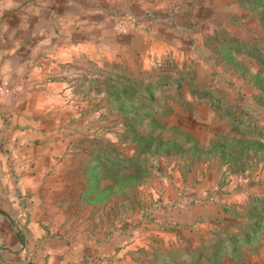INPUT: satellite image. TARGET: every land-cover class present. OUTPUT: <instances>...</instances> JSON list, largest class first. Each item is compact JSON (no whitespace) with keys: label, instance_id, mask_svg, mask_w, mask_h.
Returning a JSON list of instances; mask_svg holds the SVG:
<instances>
[{"label":"rangeland","instance_id":"1","mask_svg":"<svg viewBox=\"0 0 264 264\" xmlns=\"http://www.w3.org/2000/svg\"><path fill=\"white\" fill-rule=\"evenodd\" d=\"M221 3L230 17L197 31L201 41L183 58L181 45L171 57L128 53L92 70L84 64L64 93L63 140L40 171L38 194L47 204L77 195L67 198L74 210L65 229H84L86 220L96 233L106 227L125 264H155L145 250L152 247L162 255L195 248L178 264H264V230L243 237L264 218L255 208L264 204V0ZM113 19L120 39L134 19ZM167 78L171 85L150 84ZM131 152L142 166L111 160ZM42 220L55 231V215ZM215 235L224 242L212 257Z\"/></svg>","mask_w":264,"mask_h":264},{"label":"crops","instance_id":"2","mask_svg":"<svg viewBox=\"0 0 264 264\" xmlns=\"http://www.w3.org/2000/svg\"><path fill=\"white\" fill-rule=\"evenodd\" d=\"M226 9L221 0H0V264H110L114 256L126 263L106 227L96 233L86 220L84 229H65L74 210L67 198L77 195L47 204L38 194L40 171L50 169L63 140L64 93L84 64L92 70L128 53L163 58L181 45L183 58L201 41L197 31L230 17ZM115 13L135 21L120 39L112 32ZM52 215L54 232L42 220ZM84 249L92 256L81 257Z\"/></svg>","mask_w":264,"mask_h":264},{"label":"trees","instance_id":"3","mask_svg":"<svg viewBox=\"0 0 264 264\" xmlns=\"http://www.w3.org/2000/svg\"><path fill=\"white\" fill-rule=\"evenodd\" d=\"M172 83H173L172 80L167 78V79H158L157 81L150 83V84H152V86H154V88H160L164 85H171ZM177 86L178 85H176L175 87H177ZM201 92H204V90H202ZM148 98H151V95H149ZM220 105H222V103L218 102L217 106H220ZM141 148L142 147H140V145L134 146V149L136 152L140 151ZM132 153L133 152L129 153L128 157H126V158L119 159V158L112 157L111 160L113 162H116L117 164H121L123 167H130V166H135V165L137 167L142 166L143 161L138 159L136 154H134V153L132 154ZM255 208H257L256 211L258 213L264 212V204L256 205ZM261 230H264V218H260V220L257 219L256 221H253L252 223H250L249 229L243 233L244 240H247L249 236H251L255 232L261 231ZM245 235H247V236L245 237ZM213 237L214 238L210 241V243H212L214 246H211L210 252L212 253L211 254L212 257H214V256L216 257V254L218 251V245L222 244L224 241H222L218 237V235H215ZM227 242H229V241L227 240ZM231 242L232 243H230V242L229 243L232 245L235 244V242L233 240H231ZM201 244H203V242H201ZM188 249H195V248L188 247ZM187 250L176 249V250H171V252H173V253L170 255H162V253H161L162 250L158 249L157 247H152L150 250V254H151L155 264H177L178 258L183 259V261L188 259L187 255H186ZM157 262H160V263H157ZM185 262H187V261H185ZM188 263H193V262H188Z\"/></svg>","mask_w":264,"mask_h":264}]
</instances>
